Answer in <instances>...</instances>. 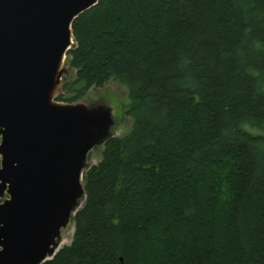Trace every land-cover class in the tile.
Listing matches in <instances>:
<instances>
[{"label": "trees", "instance_id": "1", "mask_svg": "<svg viewBox=\"0 0 264 264\" xmlns=\"http://www.w3.org/2000/svg\"><path fill=\"white\" fill-rule=\"evenodd\" d=\"M72 34L55 102L115 82L132 125L42 264H264V0H98Z\"/></svg>", "mask_w": 264, "mask_h": 264}, {"label": "water", "instance_id": "2", "mask_svg": "<svg viewBox=\"0 0 264 264\" xmlns=\"http://www.w3.org/2000/svg\"><path fill=\"white\" fill-rule=\"evenodd\" d=\"M98 0H0V264H42L84 197L83 162L112 119L54 102L72 23ZM77 210L74 211V215Z\"/></svg>", "mask_w": 264, "mask_h": 264}, {"label": "rangeland", "instance_id": "3", "mask_svg": "<svg viewBox=\"0 0 264 264\" xmlns=\"http://www.w3.org/2000/svg\"><path fill=\"white\" fill-rule=\"evenodd\" d=\"M68 63L65 58L63 65L61 67L62 74L60 75L59 86L57 87L56 91L53 94V99L55 102V98L57 97L60 87L62 85V78L68 69ZM59 105L63 106H78L83 107L88 110H105L109 112V117L112 119L111 125H109L107 131L109 136H117L121 137L125 135L131 128L132 120L125 116L124 109L125 107L129 106L130 100L128 97L127 91L116 84L115 82H110L101 88H92L89 93L86 95L85 98L78 100L73 104H66V103H59L55 102ZM1 142V138H0ZM103 142L102 139L100 142L92 148V150L88 153L87 157L83 162V177L85 171L93 165L98 164L102 157L101 152L103 150ZM2 156L0 154V165H1ZM217 178V177H216ZM82 185L84 186V179H82ZM9 196L5 193L2 197H0V204L4 201L8 200ZM81 200V199H80ZM83 201H80L73 210L76 211L81 208ZM74 211L70 214L69 219L64 227H62L59 232L53 235L52 242H53V253L49 257H54L56 253L63 247L69 246L74 237L75 231V224L73 221L74 218Z\"/></svg>", "mask_w": 264, "mask_h": 264}]
</instances>
